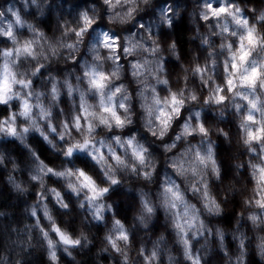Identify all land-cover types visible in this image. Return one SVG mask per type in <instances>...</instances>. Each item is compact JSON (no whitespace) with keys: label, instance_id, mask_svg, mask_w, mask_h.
Masks as SVG:
<instances>
[{"label":"clouds","instance_id":"9594fccd","mask_svg":"<svg viewBox=\"0 0 264 264\" xmlns=\"http://www.w3.org/2000/svg\"><path fill=\"white\" fill-rule=\"evenodd\" d=\"M0 264H264V0H0Z\"/></svg>","mask_w":264,"mask_h":264}]
</instances>
